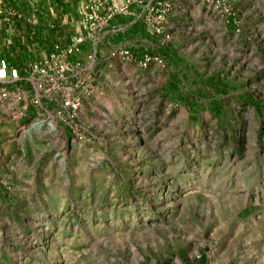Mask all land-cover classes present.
Segmentation results:
<instances>
[{"label":"rangeland","instance_id":"rangeland-1","mask_svg":"<svg viewBox=\"0 0 264 264\" xmlns=\"http://www.w3.org/2000/svg\"><path fill=\"white\" fill-rule=\"evenodd\" d=\"M228 5L98 72L85 142L0 124V264H264V0Z\"/></svg>","mask_w":264,"mask_h":264},{"label":"built area","instance_id":"built-area-1","mask_svg":"<svg viewBox=\"0 0 264 264\" xmlns=\"http://www.w3.org/2000/svg\"><path fill=\"white\" fill-rule=\"evenodd\" d=\"M183 1L186 0H88L85 27L88 34L94 36L112 18L129 14L133 7H137V19L145 24L148 34L165 40L171 36L167 30L168 16ZM201 1L222 16L231 14L229 0ZM2 12L0 9V15ZM5 19L13 21L10 15ZM80 51V44L72 45L65 49L63 55ZM111 57L137 62L142 68L152 63H165L162 55L147 47L139 57L127 47L114 49ZM30 68V72L23 75L19 66L0 55V111L21 123L20 133L23 136L43 131L53 136L61 135L65 144L85 142L87 137L82 130L84 127L80 117L85 101L98 91L91 84L96 75L93 72L85 76L74 75L72 64L57 53L32 61Z\"/></svg>","mask_w":264,"mask_h":264},{"label":"crops","instance_id":"crops-1","mask_svg":"<svg viewBox=\"0 0 264 264\" xmlns=\"http://www.w3.org/2000/svg\"><path fill=\"white\" fill-rule=\"evenodd\" d=\"M87 3L88 0H0L3 11L0 15V55L19 66L21 73L26 75L32 61L57 53L72 64L74 75L93 72L96 75L91 83L93 87L95 83H102L97 78L98 72L110 78V73L138 65L111 57V52L119 47L130 48L140 56L141 45L145 46L142 41L150 35L142 20L137 19V7L129 14L112 18L92 36L85 27V15L89 12ZM8 15L13 21L5 19ZM79 44L80 52L63 55L67 47ZM10 118L0 111V124H8Z\"/></svg>","mask_w":264,"mask_h":264}]
</instances>
